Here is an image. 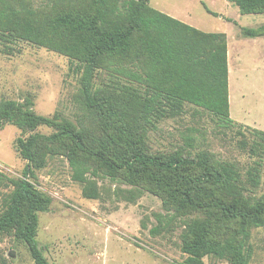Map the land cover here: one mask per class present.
<instances>
[{"label":"rangeland","instance_id":"374dc122","mask_svg":"<svg viewBox=\"0 0 264 264\" xmlns=\"http://www.w3.org/2000/svg\"><path fill=\"white\" fill-rule=\"evenodd\" d=\"M53 3L1 0L0 10L10 9L24 16L27 12H48ZM147 3L201 31L225 35L229 117L233 124H225L220 116L192 104H184L179 115L150 117L142 122L134 97H144L146 87L128 76L139 72L136 63L96 68L93 89L100 96L101 91L106 92L114 108L124 112V121L130 124L143 152L163 159H198L205 154L234 168L238 192L225 200L242 210L254 209L264 203V142L248 128L264 133V35L248 37L243 30L263 26L264 13L242 14L228 0ZM76 65L64 52L0 25V103L14 100L36 115L67 120L84 133L90 147L111 155L117 150L121 157L123 147L111 144L108 135L113 132L103 129L99 115L85 103ZM55 132L45 125L21 127L9 121L0 125V215L7 211L15 183L27 164L19 154L17 139ZM64 152L61 143L52 151L45 150L42 166L32 167L29 178L49 199L47 209L37 212L36 229L48 264H183L187 257L182 251L185 238L201 232L203 224L216 217L208 211L170 210L161 197L131 184L121 174H110L94 157L79 155L84 169L76 178ZM182 173L187 176L197 171ZM239 229V221L226 223L219 235L229 237ZM246 232L251 249L248 264H264V224H249ZM0 264H35L14 225L0 231ZM203 264L231 263L228 258L207 255Z\"/></svg>","mask_w":264,"mask_h":264},{"label":"trees","instance_id":"16d2710c","mask_svg":"<svg viewBox=\"0 0 264 264\" xmlns=\"http://www.w3.org/2000/svg\"><path fill=\"white\" fill-rule=\"evenodd\" d=\"M53 1L48 12H27L24 16L3 8L0 25L76 61L86 105L99 115L103 129L113 132L108 138L113 146L121 145L123 153L118 157L117 150L111 155L102 148L90 147L84 133L67 120L36 115L14 100L0 103V125L9 121L21 127L45 125L56 130L50 136L35 134L26 140L17 139L19 154L27 164L15 183L7 211L0 215V231L14 225L35 264H48L36 229L37 212L47 209L49 199L33 187L29 178L32 167L42 166L45 150L52 151L61 143L76 178L84 169L79 155L94 157L110 174H121L131 184L161 197L170 210L214 213L215 219L204 223L201 232L183 241L182 251L187 256L183 264H203L207 255L228 258L231 264H248L251 249L246 226L264 224V203L242 210L225 200L238 192L235 169L205 154L198 159H163L143 152L131 134L130 124L124 121V112L114 108L106 92L101 91L100 96L92 85L96 68L136 63L139 72L128 76L146 87L144 97H134L142 122L150 117L179 115L184 104H192L220 116L225 124H233L229 117L225 35L201 31L153 9L147 0ZM228 1L242 14L264 13V0ZM243 31L248 37L261 36L264 25ZM248 130L264 142L263 131ZM192 170L197 173H182ZM236 221L240 222L238 233L225 238L219 235L226 223Z\"/></svg>","mask_w":264,"mask_h":264}]
</instances>
